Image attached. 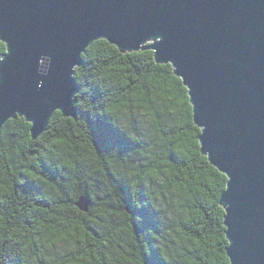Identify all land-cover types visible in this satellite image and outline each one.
<instances>
[{"label":"trees","instance_id":"16d2710c","mask_svg":"<svg viewBox=\"0 0 264 264\" xmlns=\"http://www.w3.org/2000/svg\"><path fill=\"white\" fill-rule=\"evenodd\" d=\"M100 41L76 69V118L56 112L36 140L24 118L2 128L0 264H231L228 178L201 153L188 89L153 51Z\"/></svg>","mask_w":264,"mask_h":264},{"label":"water","instance_id":"95a60500","mask_svg":"<svg viewBox=\"0 0 264 264\" xmlns=\"http://www.w3.org/2000/svg\"><path fill=\"white\" fill-rule=\"evenodd\" d=\"M0 40V133L21 117L34 140L56 112L76 118L75 73L92 43L153 51L171 65L201 153L228 178L220 204L230 263L264 264V0H0ZM76 205L88 212L90 201Z\"/></svg>","mask_w":264,"mask_h":264},{"label":"clouds","instance_id":"9594fccd","mask_svg":"<svg viewBox=\"0 0 264 264\" xmlns=\"http://www.w3.org/2000/svg\"><path fill=\"white\" fill-rule=\"evenodd\" d=\"M47 59H48V61H49V65H51L52 64V56H47ZM71 72H70V74H69V77L71 76ZM44 88V81L43 80H41V81H39L37 84H36V92L37 93H41V90Z\"/></svg>","mask_w":264,"mask_h":264},{"label":"snow or ice","instance_id":"6c2138e0","mask_svg":"<svg viewBox=\"0 0 264 264\" xmlns=\"http://www.w3.org/2000/svg\"><path fill=\"white\" fill-rule=\"evenodd\" d=\"M100 43H101V44H107L108 47H110V48L114 47L112 44H109L107 40H102V41H100ZM114 50H116V51L119 53V50H118V49H114ZM124 58H127V57H124ZM170 60H171V59H170ZM172 61H173V60H172ZM173 62H174V61H173ZM225 178H226V177H225Z\"/></svg>","mask_w":264,"mask_h":264}]
</instances>
